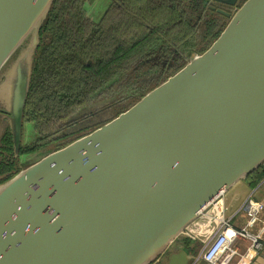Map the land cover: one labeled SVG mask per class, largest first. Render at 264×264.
<instances>
[{"label":"water","instance_id":"obj_1","mask_svg":"<svg viewBox=\"0 0 264 264\" xmlns=\"http://www.w3.org/2000/svg\"><path fill=\"white\" fill-rule=\"evenodd\" d=\"M53 2L0 0V114L16 154ZM203 2L229 20L206 51L0 184V264L191 263L183 231L264 164V0L232 13L217 4L237 0Z\"/></svg>","mask_w":264,"mask_h":264},{"label":"rangeland","instance_id":"obj_2","mask_svg":"<svg viewBox=\"0 0 264 264\" xmlns=\"http://www.w3.org/2000/svg\"><path fill=\"white\" fill-rule=\"evenodd\" d=\"M70 1L71 4L68 7L66 19L73 20L70 21V24H75L74 18L77 19L78 16H80V21H87V23H83L84 29L90 31L88 39L84 43H81V46L87 45L89 49L87 57L75 55L74 58H71L73 59V63L70 66L69 73L74 77L67 76L66 91L64 87L61 86V89H58H63L67 95L69 94L72 105L68 114L63 119H54V121L50 122L48 127L45 128L44 132L41 131L39 135L35 134L34 137L32 136V132L36 130V125L34 126L32 122L25 120L27 123L26 130L28 131L30 128L31 131L29 134L30 139L25 138L24 144L29 143L25 145V147L30 149V151H25L26 154L17 156L19 160H21L17 163L18 166H16V171L5 179L2 178L1 175L0 184L14 177L48 154L67 146L128 110L142 99L144 95L181 70L194 55L197 56L206 51L214 41V38H210L211 40L202 45L203 43L200 39L199 45H197L198 48L193 47L194 41L196 42L194 39H198L200 35V33L196 35L195 33L198 28L201 29L205 27L204 25H191L193 27L192 30H190L188 26H186V29H169L170 25L166 21L169 19L170 15H166V12L159 14V12L155 10L156 12H151V15H158L160 19L158 20L161 23H154L151 19H148L144 24H147L146 29L148 28L151 32L150 38L141 39L138 42H136L135 38V40H132L135 46L128 49L129 41L127 38L125 36L119 37V23L124 16H127V11L132 9L130 0ZM97 4L100 7L98 9H102L101 11L106 7L107 9L109 8L106 13L109 14L107 17H110L108 19L112 21V25H110V23H103L104 18L95 21L87 15V12H91ZM217 5L227 4L219 3ZM79 7L80 10L73 9ZM195 17L194 20L196 21L199 17L197 18V15ZM48 18L49 14L41 26L40 44L36 49L34 57L32 80L36 76L34 68L37 62L39 59L43 61L41 57L45 55L43 54V49L40 47L49 42L51 38V34L48 31L42 32ZM164 20L166 21L163 22ZM93 22H99V24L93 28ZM187 22L191 24L190 21ZM228 22L229 20L227 19L221 30L224 29ZM95 29H97L96 32H94ZM108 29H110V31ZM200 37H204V33H201ZM172 49L177 53L176 56L173 54ZM182 54H184L186 58H181ZM46 57L50 56L47 55ZM102 58H106V61L103 62L101 60ZM45 61H47V64H50L51 59H46ZM46 68L44 69L45 76H47ZM53 70L59 72V69ZM58 84L59 81L53 80V85L55 87ZM76 92L80 94L79 98H77ZM7 99H10L7 95L0 96V105L5 106V100ZM104 104L109 105L110 108L108 109ZM97 108H101V110L104 109V111L100 110L102 114L98 113L97 116L83 120L76 126H71L69 128V124H71L72 120L79 116L80 113L92 109L98 110ZM32 125L34 126L33 128ZM57 136H59V139L53 140V138Z\"/></svg>","mask_w":264,"mask_h":264},{"label":"trees","instance_id":"obj_3","mask_svg":"<svg viewBox=\"0 0 264 264\" xmlns=\"http://www.w3.org/2000/svg\"><path fill=\"white\" fill-rule=\"evenodd\" d=\"M130 1L132 3V9L127 11V16H124L119 23V37L125 36L127 38L129 41L128 49L135 46L132 41L133 39L135 40L136 38V42H138L141 39L150 38L151 32L148 28L146 29L147 24H144L148 19H151L154 23H161L159 21V16H156V14L151 15V12L155 13L157 11L159 14L166 12V15H170L169 19H166L167 21H163L168 22L170 25L169 29H186V26H188L190 30L193 29L191 24L183 18V14L180 11L181 8L176 2L178 0ZM70 4V0H54L52 9L49 13V18L42 30V32L48 31L51 34V38L49 39V42L40 47L43 49V54L45 55L42 57L40 56L43 61H40L39 59L34 68L36 76L32 80L31 90L24 110V119L32 122L34 126L36 125L35 132L37 135H39V132L41 131L44 132L45 128L48 127L49 123L54 121V119H63L68 114L72 105L71 97L64 92V90L66 91L67 89V76L74 77L69 73L70 66L73 63V59H71L72 44H75L80 48L76 49L75 52L79 57H87V54L89 53L87 45L81 46V43H84L88 39V35H90V31L84 29L83 25V23H87V21H80L81 17L78 16L77 19L74 18L75 24H70V21L73 20L66 19V13ZM73 9L80 10V7ZM107 16H109L108 13L105 15L103 23H110V25H112V21L108 19L110 17ZM108 30L110 31V29ZM212 30L213 27L210 26L208 32L212 33ZM220 32L221 30L214 35V40L219 36ZM47 55L50 57H46ZM46 59H51L50 64H47V61H45ZM101 60L105 62L106 58H102ZM45 68L47 76L44 75ZM53 69H59V72H55ZM53 80L59 81V84L56 85V87L53 85ZM60 86L64 87V90L62 89L63 92L62 90H58L61 89ZM75 94L77 98L80 97L79 93L76 92ZM8 141L11 142L10 137ZM27 151H30V149H27ZM263 178L264 165H261L249 177L252 185L258 184ZM186 242L187 244H190L191 241L188 239ZM199 246L200 245H198V247Z\"/></svg>","mask_w":264,"mask_h":264},{"label":"built area","instance_id":"obj_4","mask_svg":"<svg viewBox=\"0 0 264 264\" xmlns=\"http://www.w3.org/2000/svg\"><path fill=\"white\" fill-rule=\"evenodd\" d=\"M228 208L225 197L221 195L215 198L209 205L205 218H198L183 231L181 237L189 240L199 241L206 235L209 224H212L210 233L204 245L202 258L207 262H217L221 258L240 254L246 257L251 253H259L264 249L262 233L264 226L253 231L251 228L261 221V214L264 211V202L256 199L254 195L249 196L240 208L247 215L246 224L235 227L231 224V218L227 217ZM238 239L250 240L249 246L241 253L235 244Z\"/></svg>","mask_w":264,"mask_h":264},{"label":"flooded vegetation","instance_id":"obj_5","mask_svg":"<svg viewBox=\"0 0 264 264\" xmlns=\"http://www.w3.org/2000/svg\"><path fill=\"white\" fill-rule=\"evenodd\" d=\"M245 0H237V4L233 5V6H228V5H219V7L221 6V8L223 10H227V12L232 13V11L234 10V8L241 6V4L244 2ZM177 5L180 6V11L183 14V18L186 21H190L191 25H204L205 27L203 28H198L195 35L199 34L201 35V33H204V37H200L198 39H194L196 40V42L194 41V46L198 48L197 45H199V40L201 39L202 41V45L206 44L209 40L214 38V35L220 31L224 24L226 23V20L228 18H226L225 15H222L218 12H212L209 8L208 5H204L203 0H178L176 1ZM189 5H194V9L196 10L194 13L192 12V10L189 9ZM236 6V7H234ZM102 9H97L94 8L91 10V12H87V15H89V17L93 18L95 21L97 20H101L105 17V15L107 14L106 12L109 10V8L107 9V7L101 11ZM197 15V20H194V17ZM196 18V17H195ZM183 19V20H184ZM98 23L93 22L92 27L94 28V26L96 27ZM210 26L213 27L212 33L208 32V29L210 28ZM97 29L94 30V32H96ZM211 38V39H210ZM73 48L71 49V54H72V58L75 57V52L76 49L78 48L77 45L72 44ZM173 54L176 56V52L174 49H172ZM175 52V53H174ZM172 54V55H173ZM179 56V55H178ZM180 58V56H179ZM181 58H186V56L184 54L181 55ZM163 74V73H161ZM106 105V104H104ZM107 108L109 109V105H106ZM106 108V109H107ZM98 109V108H97ZM101 108L96 110V109H92V110H87L85 112L80 113L79 116H77L75 119L72 120V123L69 124V128L71 126H76L77 124L81 123V121L86 120V119H91L95 116L99 114H102L100 112ZM101 111H104V109H102ZM3 115H5L3 112L0 114V176L2 175V178H8L10 175L13 174V172L16 171V166L17 163H19V157L17 156H22L23 154H26L25 151H27V148L25 147V145L29 144L26 143L24 144V139H30V131L31 129L29 128L28 131L26 130V121L25 119L23 120V129H22V139H21V144H20V149H19V153L16 154L15 153V148H14V141H13V135L11 133L10 127L8 126V122H7V118L3 117ZM34 126L32 125V128ZM37 134L35 132V130H33L32 132V136L34 137V135ZM37 136V135H36ZM68 136V135H65ZM9 137L11 139V142L8 141ZM8 139V140H7ZM33 139V138H32ZM59 139V136H57L56 138H53V140ZM38 143V142H36ZM29 154V153H27ZM3 179V180H4ZM1 181V179H0ZM4 182V181H3Z\"/></svg>","mask_w":264,"mask_h":264},{"label":"crops","instance_id":"obj_6","mask_svg":"<svg viewBox=\"0 0 264 264\" xmlns=\"http://www.w3.org/2000/svg\"><path fill=\"white\" fill-rule=\"evenodd\" d=\"M193 7L194 5H189V9L194 13L196 10ZM95 8L98 9L100 7L97 4ZM250 175L246 179L239 181L234 186H232L225 195V202L228 208L227 217H230L231 224L238 228L243 227L247 222L246 213L244 211H240V208L245 200L249 196L254 195L256 199L264 202V178L258 184L252 185V182L249 179ZM261 226H264V211L261 214V221L255 224L251 229L256 231ZM180 240L182 242L177 245L178 249L184 248V245L192 246V250H190V258H192L190 264H264V249L259 253H251L246 257H242L240 254L232 256L226 255L217 262L211 263L202 258L204 244L201 241L190 240V244H187V238L180 237ZM262 241L264 242V231L262 233ZM249 244L250 240L238 239L235 246L239 252L243 253ZM198 245L200 246L198 247Z\"/></svg>","mask_w":264,"mask_h":264}]
</instances>
